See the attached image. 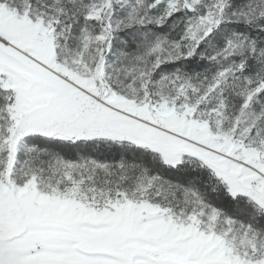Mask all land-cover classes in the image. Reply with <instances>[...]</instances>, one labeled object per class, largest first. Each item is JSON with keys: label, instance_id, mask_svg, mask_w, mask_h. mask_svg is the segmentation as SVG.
<instances>
[{"label": "snow or ice", "instance_id": "snow-or-ice-1", "mask_svg": "<svg viewBox=\"0 0 264 264\" xmlns=\"http://www.w3.org/2000/svg\"><path fill=\"white\" fill-rule=\"evenodd\" d=\"M0 264H264V0H0Z\"/></svg>", "mask_w": 264, "mask_h": 264}]
</instances>
